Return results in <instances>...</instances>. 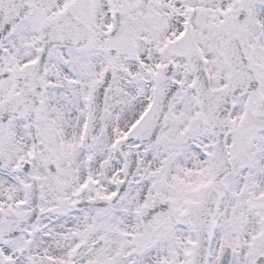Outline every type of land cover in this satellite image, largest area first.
I'll return each mask as SVG.
<instances>
[{
  "label": "snow or ice",
  "instance_id": "1",
  "mask_svg": "<svg viewBox=\"0 0 264 264\" xmlns=\"http://www.w3.org/2000/svg\"><path fill=\"white\" fill-rule=\"evenodd\" d=\"M0 264H264V0H0Z\"/></svg>",
  "mask_w": 264,
  "mask_h": 264
}]
</instances>
